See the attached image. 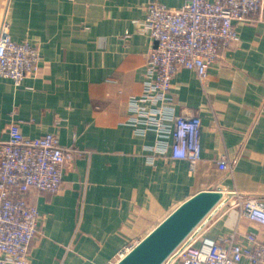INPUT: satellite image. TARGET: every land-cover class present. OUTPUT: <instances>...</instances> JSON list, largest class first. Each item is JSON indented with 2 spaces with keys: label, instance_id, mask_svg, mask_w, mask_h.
I'll use <instances>...</instances> for the list:
<instances>
[{
  "label": "crops",
  "instance_id": "1",
  "mask_svg": "<svg viewBox=\"0 0 264 264\" xmlns=\"http://www.w3.org/2000/svg\"><path fill=\"white\" fill-rule=\"evenodd\" d=\"M149 1L0 0V23L6 18L11 37L40 53L36 71L20 84L0 77V140L17 122L28 137L53 133L61 145L84 151L63 168L56 193L28 192L39 214L28 264H113L201 190L220 189L224 197L198 234L234 235L242 245L250 232L264 239V225L242 215L233 195L264 201V18L255 13L235 24L237 40L211 63L204 84L192 69L173 75L175 112L196 109L202 124L201 157L191 168L169 147L157 154L156 133L139 134L127 122L153 44L141 24ZM222 156L229 172L217 165Z\"/></svg>",
  "mask_w": 264,
  "mask_h": 264
},
{
  "label": "built area",
  "instance_id": "2",
  "mask_svg": "<svg viewBox=\"0 0 264 264\" xmlns=\"http://www.w3.org/2000/svg\"><path fill=\"white\" fill-rule=\"evenodd\" d=\"M255 13L264 18V0H183L176 8L156 0L146 3L141 24L153 44L142 91L128 100L127 122L139 134L156 133L157 144L152 148L157 154L169 147L171 157L186 159L195 167L201 157V119L196 109L175 112L173 75L181 67L192 69L204 84L211 63L237 40L235 24L251 21ZM39 59L35 45L11 37L9 21L4 18L0 23V77L18 85L36 71ZM7 130L8 137L0 140V264H28L31 243L39 232V214L28 200V192L56 193L62 185L63 168L84 151L61 145L53 133L28 137L17 122L10 123ZM216 162L219 169L231 170L225 156ZM233 195H237L234 204L242 215L264 225V201ZM198 229L196 226L162 264H239L244 258L264 264V239L255 233H248L247 244L242 245L234 235L216 240L198 234Z\"/></svg>",
  "mask_w": 264,
  "mask_h": 264
},
{
  "label": "water",
  "instance_id": "3",
  "mask_svg": "<svg viewBox=\"0 0 264 264\" xmlns=\"http://www.w3.org/2000/svg\"><path fill=\"white\" fill-rule=\"evenodd\" d=\"M223 197L220 189L201 190L191 195L113 264H162ZM230 197L228 193L224 201Z\"/></svg>",
  "mask_w": 264,
  "mask_h": 264
},
{
  "label": "bare ground",
  "instance_id": "4",
  "mask_svg": "<svg viewBox=\"0 0 264 264\" xmlns=\"http://www.w3.org/2000/svg\"><path fill=\"white\" fill-rule=\"evenodd\" d=\"M125 250H127V249H125ZM118 259H119V258H118ZM118 259H117V260H118ZM111 263H112V262H111Z\"/></svg>",
  "mask_w": 264,
  "mask_h": 264
}]
</instances>
